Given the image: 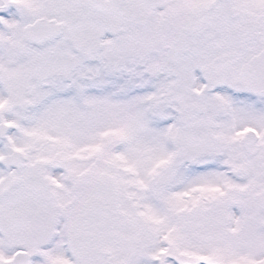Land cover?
<instances>
[{
	"label": "snow or ice",
	"instance_id": "1",
	"mask_svg": "<svg viewBox=\"0 0 264 264\" xmlns=\"http://www.w3.org/2000/svg\"><path fill=\"white\" fill-rule=\"evenodd\" d=\"M0 264H264V0H0Z\"/></svg>",
	"mask_w": 264,
	"mask_h": 264
}]
</instances>
